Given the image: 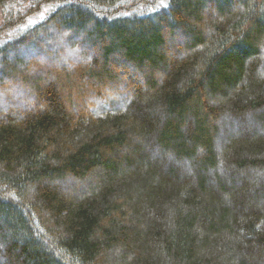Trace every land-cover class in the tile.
Here are the masks:
<instances>
[{
	"label": "trees",
	"instance_id": "1",
	"mask_svg": "<svg viewBox=\"0 0 264 264\" xmlns=\"http://www.w3.org/2000/svg\"><path fill=\"white\" fill-rule=\"evenodd\" d=\"M0 13V264H264V0Z\"/></svg>",
	"mask_w": 264,
	"mask_h": 264
},
{
	"label": "rangeland",
	"instance_id": "2",
	"mask_svg": "<svg viewBox=\"0 0 264 264\" xmlns=\"http://www.w3.org/2000/svg\"><path fill=\"white\" fill-rule=\"evenodd\" d=\"M17 1V0H16ZM153 1V3H158V4H162V2H166V0H152ZM127 2V1H126ZM16 3V2H15ZM126 4V3H125ZM16 8H19V6L18 7H16ZM48 11H50V9L49 8H46L45 10H43L41 13H39L38 15H35V16H32L30 19H29V21H28V24L27 25H32V24H36V23H38V22H40V21H42L44 18H45V16H46V14L48 13ZM1 20H3V15H2V13H0V21ZM1 23V22H0ZM24 27H27L26 25L24 26ZM23 27V28H24ZM21 30V29H20ZM22 31V30H21ZM8 37H10V35H8L7 37H6V39L8 38ZM24 51H22V53H23ZM91 96H92V94H89L88 95V97H89V99H87V101H86V104H85V108H87L88 107V109L92 106L93 107V103H95L96 104V102L95 101H93L92 99H91ZM94 104V105H95Z\"/></svg>",
	"mask_w": 264,
	"mask_h": 264
}]
</instances>
